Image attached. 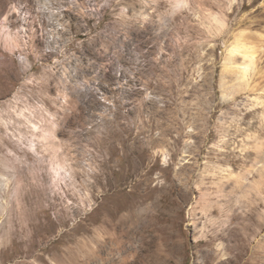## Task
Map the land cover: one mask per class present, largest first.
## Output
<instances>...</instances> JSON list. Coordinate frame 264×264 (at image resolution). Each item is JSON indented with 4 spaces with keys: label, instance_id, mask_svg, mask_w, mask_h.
<instances>
[{
    "label": "rangeland",
    "instance_id": "obj_1",
    "mask_svg": "<svg viewBox=\"0 0 264 264\" xmlns=\"http://www.w3.org/2000/svg\"><path fill=\"white\" fill-rule=\"evenodd\" d=\"M261 100L264 0H0V264H264Z\"/></svg>",
    "mask_w": 264,
    "mask_h": 264
},
{
    "label": "bare ground",
    "instance_id": "obj_2",
    "mask_svg": "<svg viewBox=\"0 0 264 264\" xmlns=\"http://www.w3.org/2000/svg\"><path fill=\"white\" fill-rule=\"evenodd\" d=\"M242 36L243 35L235 37V39H234V41H233V43H232V45H231V47L229 49V52L225 56V69H224V72H223V74H224L223 75V78L224 79H223L222 86L223 87H226V90L224 89V92L227 95H230V96L232 95V97L234 96L233 94L236 91H239V90L244 89V88L246 89V87H248L249 81H247L248 78H246V77L249 74V71L255 69V67H256V61H255L256 59H254V58H255V55H256L255 53H256V50L257 49H255V47H254L255 45L254 44H253V46L249 45L244 40V38H243L244 36L243 37ZM239 53L242 55V57H241V59L238 60V59H236V54H239ZM235 63H238L239 65H243L244 66L243 67L244 69L243 70H234L232 68V65L235 64ZM227 72L234 73L236 75L235 80H237L238 82H233V85L227 86V84H226L227 81L225 80L226 77H227V74H226ZM263 101L264 100H261L259 102H263ZM33 128H34L35 131H39V129H40V127L36 123L33 124ZM45 132L46 133L44 135H42V139L44 140V146L43 147H45V145H48V142H45V140L47 141V138H48L47 136H49V135L52 136V135L55 134L54 124L50 127V129L46 130ZM47 134H49V135H47ZM57 169H58V171H60V170L62 171L63 169L66 171L67 170V166L65 165V163L58 162L57 163ZM240 178H241V176H240ZM239 180H241V179H239ZM236 182H237V180H236ZM241 182H242V180H241ZM244 186H245V189H244V187H241V190L244 189V190H242V194L243 195H248V192H249L250 187L248 185H246V184ZM255 187H256V185H255ZM253 189H256V188H253ZM256 191H257V189H256ZM239 195H241V194L238 193L237 194V197H239ZM247 197H249V196H247ZM240 198H241V196H240ZM237 201H238V198H237ZM239 201H240V199H239ZM207 203H210V202H207ZM139 219H141V218H139ZM144 223L145 222L143 220H141L140 221V226L138 227V235H139V240H140L141 243L145 239ZM244 233H246V232H244ZM243 237L244 236H242L241 238L244 239Z\"/></svg>",
    "mask_w": 264,
    "mask_h": 264
}]
</instances>
